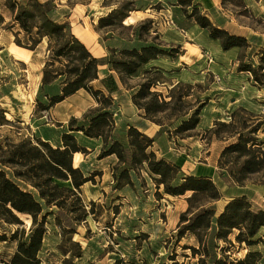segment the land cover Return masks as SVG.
Returning <instances> with one entry per match:
<instances>
[{
    "label": "rangeland",
    "instance_id": "rangeland-1",
    "mask_svg": "<svg viewBox=\"0 0 264 264\" xmlns=\"http://www.w3.org/2000/svg\"><path fill=\"white\" fill-rule=\"evenodd\" d=\"M16 1L24 6L30 0ZM50 1L52 18L68 23L74 35L81 39L92 36L102 47L118 49L141 43L132 35L139 34L138 26L146 20H139L142 14L134 12L149 9L151 29L148 34L143 33L140 39L147 44H160L165 49L179 47L180 51L173 60L159 58L156 65L160 66L162 72L150 73L149 77L158 79L160 84L157 91L166 96L167 101L169 91L177 83H182L177 92L190 96L183 98L182 107H176L178 118L172 116V119H167L161 115V126L149 120L144 122L139 117L142 112L130 100L143 71L124 77L126 87L119 81L120 87L112 93L113 106L109 109L115 122L112 138L126 145L127 126L158 127L157 135L166 138L160 146L171 157L169 161L178 165L186 175L212 178L222 195V199L214 204L217 213L225 201L240 194L264 207V185L260 184L258 176L249 178L242 185L220 176L217 168L219 152L232 139L227 141L222 137L219 140L212 134L217 121L228 123L233 111L244 109L252 115V119H262L258 137L264 139V83H255L250 73L238 69L240 64L256 67L259 53L264 50V0H193L214 26L247 40V49L233 48L228 51L222 50L219 41L210 39L207 31L201 29L192 18L183 15L177 0ZM122 6L130 11L128 24L131 29L118 25L98 26L99 19ZM187 9L191 13L192 7ZM17 31L13 26L12 14L4 7V1L0 0V140L7 138L17 142L21 138L33 141L39 138L49 140L55 147L60 132L64 130L59 123L67 125L71 118L82 120L92 107L87 108L90 102L80 94L49 111H38L36 98L41 97L39 90L46 40L34 52H30L14 44ZM22 37L23 34H20ZM13 49L23 53L25 58H15ZM105 52L107 55L102 59L110 58L109 53ZM99 75L103 77L104 68H100ZM262 75L264 81V67ZM187 84L191 87L187 88ZM92 86L106 92L99 81L93 82ZM198 108L197 127L176 136L174 129ZM78 136V143L85 152L73 155L74 167L79 168L85 176L93 177V181L79 190L89 215L85 221L75 224L72 220L75 214H60L62 226L74 230V233L63 232L54 218L49 217L47 234L38 255L40 264H171V259L178 264H199V256L193 257L189 249H183L185 246L197 247L195 239L190 235L178 243L174 239L179 215L187 208L189 193L180 197L165 195L161 188L156 190L143 170L131 173L132 186L115 189L112 174L117 164L116 158L98 159L100 143ZM123 168L120 166L118 171ZM8 175L11 177L10 172ZM59 184L68 186L63 182ZM28 190L35 194L32 188ZM68 201H74V198L70 197ZM52 210L58 213V209ZM76 213L79 211L76 210ZM19 218L22 225L0 223V232L7 237L16 229L29 232V217L19 215ZM260 236L263 243L250 247L238 244L233 234L228 237L231 244L218 240L214 242L216 246L211 244L207 262L212 264L214 259H222L227 264H235L247 253L259 252L256 264H264V232ZM15 249L16 243L13 241L0 242V264H10Z\"/></svg>",
    "mask_w": 264,
    "mask_h": 264
},
{
    "label": "trees",
    "instance_id": "trees-1",
    "mask_svg": "<svg viewBox=\"0 0 264 264\" xmlns=\"http://www.w3.org/2000/svg\"><path fill=\"white\" fill-rule=\"evenodd\" d=\"M3 1L4 7L12 14L13 26L18 29L14 34L17 47L34 52L46 40L39 90L41 97L36 98L38 111H49L80 90L86 91L97 103V107L84 114L82 120L70 119L67 130L61 133L55 147L39 138L34 141L21 138L17 142L7 138L0 140V223L22 225L19 215L28 216L31 221L27 233L24 229H16L7 237L0 232V242L16 243L10 264L41 263L38 255L47 234L49 217L52 216L66 233L75 231L62 226L60 214H75L71 218L75 224L87 219L89 211L83 205L79 190L84 184L93 181V177L85 176L73 165V155L85 152L76 138L78 132L85 138L101 140L98 159L109 156L116 158L117 164L112 174L116 182L115 189L132 186L131 173L143 170L157 191L161 188L163 194L171 197L189 193L186 198L187 208L179 215L174 239L178 243L186 235L192 236L197 247L185 246L183 249H189L193 257L199 256V264H209L207 259L210 257L212 243L222 240L231 244L228 237L232 234L238 244L250 247L263 243L260 234L264 232V210L255 209L245 196L225 201L217 213L214 204L222 199V195L211 177L186 175L178 165L156 155L152 149L154 139L133 126H128L126 145L112 138L115 122L109 109L113 106L111 94L118 90L115 75L126 86L124 77L143 71L131 101L142 112L144 119L159 126L163 125L159 119L161 115L167 119H172V116L178 118L176 107H182L183 98L190 96L188 93L177 92L182 85L177 83L169 91L167 101L166 96L157 91L160 84L158 79L149 77L150 73L162 71L158 67L144 68L153 60L161 57L173 60L180 54L179 47L165 49L160 44H147L140 39L143 33H149L152 24L150 20L138 26L140 31L137 36L132 35L142 44L109 49L110 58L102 59L91 54L72 33L68 23L52 18V1L30 0L24 6L16 0ZM177 4L181 6L183 15L192 18L201 29L207 31L210 39L219 41L222 50L249 47L244 37L214 26L194 5L193 0H177ZM189 7H192L191 13H188ZM129 12L124 6L114 9L99 19L98 26L104 28L118 25L131 29L130 25L123 26ZM20 34H23L22 38ZM259 55L256 67L240 64L238 69L250 73L255 83L263 84L264 50ZM101 65H107L114 74H107L99 81L107 95L92 86L99 78ZM185 86L191 87L189 84ZM199 111V108L196 109L182 120L173 133L179 136L194 130L199 123ZM230 117L228 123L217 121L212 130V134L219 140L222 137L227 141L232 139L219 152L217 168L220 176L237 185L258 176L260 184L264 185V139L258 137L263 121L259 117L252 119V115L244 109L233 111ZM120 166L124 168L118 171ZM59 182L67 183L68 186L60 185ZM28 188H32L35 194ZM70 197L74 201H68ZM53 208L58 209L57 214ZM259 254L247 253L235 264H256ZM171 260V264H178L174 259ZM212 264L227 263L222 259H214Z\"/></svg>",
    "mask_w": 264,
    "mask_h": 264
},
{
    "label": "crops",
    "instance_id": "crops-1",
    "mask_svg": "<svg viewBox=\"0 0 264 264\" xmlns=\"http://www.w3.org/2000/svg\"><path fill=\"white\" fill-rule=\"evenodd\" d=\"M148 12H150V10L148 9V10H146L145 12H134L135 14H139V13H141L142 14V18L141 19H139V20H148L149 18H151V16L149 15V13ZM127 19H131V16L129 15L128 17H127ZM123 24H124V22H123ZM124 26L125 27H127V26H129V24H124ZM76 36V35H75ZM88 49H89V51L91 52V54L94 56V57H96V58H104L107 54H106V52L105 51H107L108 52V50L109 49H118L117 47H112V46H104V47H102L100 44H99V41L95 38V37H92V36H90V37H85V38H83V39H81L80 37H78V36H76ZM140 43V42H139ZM141 44V43H140ZM104 49H105V51H104ZM101 53V54H100ZM159 61V59H157V60H153V61H151L150 63H148L144 68H151V67H158V68H160V66L159 65H156V62H158ZM149 66V67H148ZM100 68H104V75H103V77H100V75H99V72H100ZM106 73H109V74H111L112 72L108 69V67H107V65H101L100 67H99V70H98V80L97 81H100V80H102L105 76H106ZM113 74V73H112ZM115 77H117L116 75H115ZM118 79H116V84H117V87L119 88L120 87V85H119V80L117 81ZM97 81H95V82H97ZM119 82V83H118ZM121 84V83H120ZM122 85V84H121ZM123 86V85H122ZM102 87V86H101ZM124 87H126V86H124ZM99 90H101L105 95H107V93L103 90V89H100L99 88ZM80 94H82V96H84L87 100H89V102H90V104H88V106H87V108H90V107H92L91 109H94L95 107H97V103L95 102V100L86 92V91H84V90H80V91H78V92H76L75 94H73L72 96H70V97H68V98H66V99H64L62 102H60V103H58V104H56L54 107H56V106H58V105H60V104H63V103H65V102H67L68 100H70V99H72L73 97H75V96H77V95H80ZM111 98L113 99L114 97H113V94H111ZM131 100V99H130ZM131 103H132V101H131ZM133 104V103H132ZM138 110V109H137ZM139 112H141L140 110H138ZM140 115H139V117H141L140 119L141 120H143L144 122H148V120H146V119H144L143 118V116H142V113H139ZM70 121V120H69ZM68 124V123H67ZM132 126H134L133 124H132ZM59 127L60 128H63L64 130L62 131V132H65L66 130H67V125H62L61 123H59ZM135 128H137L139 131H141V132H143L144 134H146L147 136H149L150 138H154L155 140H154V143H153V146H152V148H153V151L156 153V155H158V156H160V157H163V158H165V159H167V160H171V157L168 155V154H166V153H164L162 150H163V147L161 148V146H160V143L162 142V141H164V140H166V138L164 137V135L163 136H158L157 135V133L159 132V129H158V127H156V128H146V125L144 126V127H141V126H134ZM127 128H128V126H127ZM62 132H60V135H61V133ZM59 135V136H60ZM78 135H81L82 136V134L81 133H77L76 134V138H77V140H78ZM158 136V137H157ZM83 137V136H82ZM85 138V137H84ZM86 139H88V140H95V141H98L99 143H100V145L102 146V142H101V140L100 139H90V138H86ZM42 140V139H41ZM43 141H47V142H49L50 143V141L49 140H43ZM59 143V139H58V141H57V143L56 144H58ZM223 148V147H222ZM77 154V153H76ZM76 154H74V155H76ZM109 157H112V156H109ZM85 185V184H84ZM239 196H245V195H242V194H240V195H238V196H233V197H239ZM233 197H230L229 199H231V198H233ZM246 197V196H245ZM247 198V197H246ZM249 201H250V203L252 204V206L255 208V209H261V210H264V207L263 206H261V205H256L254 202H252L249 198H247Z\"/></svg>",
    "mask_w": 264,
    "mask_h": 264
},
{
    "label": "bare ground",
    "instance_id": "bare-ground-1",
    "mask_svg": "<svg viewBox=\"0 0 264 264\" xmlns=\"http://www.w3.org/2000/svg\"><path fill=\"white\" fill-rule=\"evenodd\" d=\"M129 20H130V19H127V18H126V19L124 20V24L127 25V24L129 23V22H128ZM16 48H17V47H16ZM12 54H13L14 57L17 58V59H24V58H25V55H24L23 53H21L20 51L16 50V49H13V50H12ZM73 165H74V164H73Z\"/></svg>",
    "mask_w": 264,
    "mask_h": 264
}]
</instances>
